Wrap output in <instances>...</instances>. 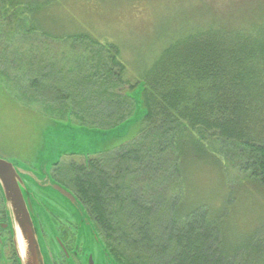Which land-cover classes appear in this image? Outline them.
I'll list each match as a JSON object with an SVG mask.
<instances>
[{
	"label": "trees",
	"instance_id": "1",
	"mask_svg": "<svg viewBox=\"0 0 264 264\" xmlns=\"http://www.w3.org/2000/svg\"><path fill=\"white\" fill-rule=\"evenodd\" d=\"M7 6L14 10L18 4L16 0H0V76L4 79H11L5 75L7 66L12 71H19L17 79L29 78L31 75L24 72L30 70L34 77L27 80V86L32 93L38 94L55 91L59 94L61 84L67 79H85L66 83L63 86L66 94L62 96L54 93L51 100L42 97L38 102L51 108L59 101L57 106L66 115L74 117L78 125L90 128L112 127L129 119L137 102L143 106L139 131L130 140L96 155H85L82 161H58L55 168L56 177L70 186L101 231L108 248L120 253L127 249L140 264H264L262 221L254 223L253 228L244 231L239 239L232 240V244L226 243V214L230 213L236 200L233 190L223 197L215 196L218 206L213 209L206 202H187L186 191L187 176L196 160L216 156L210 144L213 137L221 143L232 141L239 157L237 166L251 179L253 186L264 188V143L257 142L249 134V99L243 94L242 97L236 96L239 90L227 93L223 88L226 79H243L242 89L249 84L245 79H262L264 47L262 54L257 55L247 40L239 43L233 37L216 36L208 42L206 35L212 31L210 25L185 28L181 36L163 48L154 63L129 86L127 90L132 91L139 85L137 99L135 90L132 94L100 91L97 107L101 121L94 123L85 120L80 109L71 108L76 104L68 91H73L74 85L80 90L83 84L86 85L82 90H88L90 84L85 83L86 80L91 83L94 79H117L123 84V79L113 73L114 67L120 71L125 68L115 46L105 47L88 35L75 34L63 37L60 43L44 33L32 47L24 49L22 47L27 45L22 40L31 36L29 30L20 36L7 34L2 28L3 19H15ZM8 39L13 40L10 45L14 47L9 48ZM69 44L73 48L65 50ZM94 44L100 45L96 50L108 55L101 56L100 51L93 50ZM53 46L64 48L67 55L74 48L87 51L88 46L97 59H92L93 66L87 68L89 57L80 58L78 66L67 64L62 69L65 79L53 81L51 87L40 80L49 79L44 73L48 64L42 62V55ZM181 47L183 60L177 66L186 64L188 69L181 75L191 78L183 89L179 86L178 68L173 70L175 81L159 76L161 61L168 62ZM33 52L38 59L35 69L30 62L35 59V56L31 57ZM257 61L262 63V68L250 71ZM78 69H84L87 75L78 76ZM216 71L225 77L217 79ZM153 75L155 78L151 79ZM160 77L162 79L155 81ZM66 104L70 105L69 108L61 107ZM86 106H89L87 102ZM208 243H213L217 249L222 247L224 251L217 254ZM209 251L213 255L209 256Z\"/></svg>",
	"mask_w": 264,
	"mask_h": 264
},
{
	"label": "rangeland",
	"instance_id": "2",
	"mask_svg": "<svg viewBox=\"0 0 264 264\" xmlns=\"http://www.w3.org/2000/svg\"><path fill=\"white\" fill-rule=\"evenodd\" d=\"M16 2L18 6L14 10L8 6L7 8L13 12L12 16L17 20L4 17L6 19H3L2 28L11 35H20L29 30L31 36L26 38L22 36V41L27 45L22 47L24 49L32 47L34 41L39 40L38 37L44 33L60 43L63 42V37L75 34L88 35L105 47H109L110 44L115 46L118 58L126 69L120 71L114 67L113 73L119 79H123V84H119L117 79H94L91 83L86 80L85 83L90 84L88 90L86 88L82 90V86L86 84L81 85L80 90H77L78 85L73 86V91L67 90L70 99L72 97L76 104L71 108L80 109L79 113L81 112L84 119L94 123L101 121V112L97 107L100 96L97 95L100 91L105 89L103 93L112 91V94H132L135 90V95L139 96V85L132 91L127 89L135 83L137 76L142 75L147 66L154 63L155 57L158 58L163 48L165 49L181 36L185 28L188 30L192 26L196 28L199 25L202 27L210 25L212 31L206 35L208 42L216 36L228 39L233 37L234 41L239 43L247 40L257 55L262 54V47H264V0H16ZM12 39L6 40L9 48L10 43H13ZM83 41L86 42L85 38ZM94 45L96 47L93 50L100 47V45ZM70 48L73 47L69 44L65 50ZM90 49L92 48L88 46L87 51L74 48L72 53L67 55L64 48L56 49L53 46L42 55L44 60L42 62L48 64L44 73H47L49 79L40 81L53 87L51 84L53 81L65 79L63 67L70 63L75 66L80 65V58L89 57L86 68L93 66L92 59L96 60L97 57ZM101 52L99 53L101 56L108 55L106 52L105 55ZM182 52V47L180 51L175 50L168 62L161 61L159 69V76L175 81L173 70L178 68L181 89L191 79L181 75L188 69L186 64L177 66L183 60ZM64 53L66 55H63ZM33 56L35 59L30 62L35 69L38 59L35 52L31 53V57ZM75 61L76 64H74ZM256 63L250 71H259L262 68V63L258 61ZM5 71L7 72L5 75L11 79L0 76V157L12 161L25 173L32 172L42 182L51 177L54 161L60 159L62 162L71 159L82 161V158H85L83 155H96L102 150L111 149L121 142L130 140L139 131L143 106L138 102L129 119L112 127L81 126L75 122L74 117L70 118L60 106H57L60 104L59 101L50 108L42 105L44 102H38V99L42 100V97H46L51 100L54 93L56 96H62L66 94L63 90L66 83L83 82L85 79H67V82L61 84L62 92L59 94L56 91L38 94L39 92L32 93L27 86V80L34 77V73L30 70L24 72L25 75H31V78L27 79H17L16 77L20 75L19 71H12L8 66ZM84 74L87 75L84 69L77 70L78 76ZM216 76L217 79L225 77L217 71ZM161 77L155 81H159ZM154 78L153 75L151 79ZM245 80L249 83L247 87L245 86L246 88H241L243 79H226L223 81V88L227 93L239 90L240 93H236V96L242 97L243 94L249 99L250 118H247V124L251 125L249 134L263 144L264 74L262 79ZM111 84L114 85L111 86ZM71 100L68 101L70 105H73ZM86 102L89 106H86ZM69 106L66 104L61 107L69 108ZM231 142L228 140L221 143L213 137L210 144L216 156L196 160L186 182L187 202H206L212 209L218 206L215 196L223 197L230 190L236 193L233 208L229 214H226V243L230 244L233 243L232 240L235 241V238L239 239L244 231L249 230L250 227L253 228L254 223L260 221L264 223V188L253 186L251 179H248L245 172L237 166L239 157L235 149L236 145ZM70 153L78 155L71 157ZM30 167H34L35 170L32 171ZM38 190L44 199L46 196H52L49 200L53 206H46L59 220L55 222V219L48 214L49 222H47L40 212V218L44 220L45 227L50 229L51 225L52 230L57 232V227L62 228V231L61 224H64L69 225L66 228L74 236L75 234L81 237L82 235L90 236L91 240L87 241V246L84 248V242H81L82 247L79 248L84 257L88 256V260L92 257L94 264H100L98 254L104 255L105 247L100 236H95L91 229L89 231L88 219L82 204L78 201L72 204L50 188H38ZM31 192L34 191L31 190ZM214 213L211 212V214ZM70 232L68 231L69 234ZM208 244L210 248L217 250V254L224 251L222 247L217 249L213 243ZM126 250L123 251L125 257L133 256L132 252ZM59 255L61 256V251ZM208 255H213V252L209 251Z\"/></svg>",
	"mask_w": 264,
	"mask_h": 264
},
{
	"label": "flooded vegetation",
	"instance_id": "3",
	"mask_svg": "<svg viewBox=\"0 0 264 264\" xmlns=\"http://www.w3.org/2000/svg\"><path fill=\"white\" fill-rule=\"evenodd\" d=\"M0 159H4L8 162H11L13 165L14 163L4 157H0ZM32 160V159H31ZM29 165L31 163L28 162ZM55 168H51V177L58 182L59 184L63 185L67 189H69L68 185L61 182L57 177L55 173ZM32 171L35 170L34 167H30ZM17 171V169H16ZM17 175L19 178L23 181V183L26 185L29 190L34 191L32 194L28 195L29 201L31 203V207L33 210V223L35 222L38 225V236L39 240L41 239V247L44 254V259L46 264H94V261L92 260V257L89 258L88 256L84 257L82 254V250L79 247H82L80 245L81 242L83 243V247L85 248L88 244L87 241L91 240L90 236H75L66 228V226L61 224L62 228L57 227L56 230H52V227L50 225L49 227H45L44 220L40 218V212L42 213L43 217L47 222H49L48 214L52 216L55 219V222H59L57 217H54L52 213L49 211L46 205L53 206V203L50 202L49 197L52 196H46V199L43 198L42 194L38 190V188H48V183L42 182L39 177L34 176L32 172H24L22 169L20 171H17ZM29 191V192H30ZM64 198V197H63ZM83 205V204H82ZM84 208V206H83ZM60 210V209H59ZM84 210L87 213L86 208ZM64 214L65 211L62 210ZM69 216V215H68ZM89 216V215H88ZM35 217V221H34ZM90 218V222L92 224V227L88 224L87 227L90 231V229L93 231L95 236H100L103 245L105 247L104 249V255L98 254V259L100 264H111L112 262L114 264H140V262H137L134 259L133 256L125 257L124 252H116L114 250H110L103 238V235L101 231L96 227L94 221ZM12 220L9 212V208L5 202V198L3 195V190L0 184V264H21L20 261V254L17 250V243L15 242V236L13 234V228H12ZM63 222V220H62ZM77 227H75L76 231ZM68 231L71 233L69 234ZM77 232V231H76ZM75 240H74V238ZM79 238V241H78ZM81 239L83 241H81ZM59 251H61V256L59 255ZM120 259L121 261H119Z\"/></svg>",
	"mask_w": 264,
	"mask_h": 264
},
{
	"label": "water",
	"instance_id": "4",
	"mask_svg": "<svg viewBox=\"0 0 264 264\" xmlns=\"http://www.w3.org/2000/svg\"><path fill=\"white\" fill-rule=\"evenodd\" d=\"M134 96L136 99L138 98L137 95ZM57 162L58 160L54 161L53 165L57 164ZM16 169L20 171L12 163L0 159V184L5 202L9 208L20 261L21 264H46L41 247V239L39 240L38 236V225L36 222L35 224L33 223V210L28 198L31 193L17 175ZM47 183L48 188L53 189L72 204L77 203L76 197L69 190L54 182L50 177ZM84 213L86 216L85 211Z\"/></svg>",
	"mask_w": 264,
	"mask_h": 264
}]
</instances>
